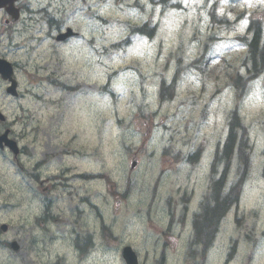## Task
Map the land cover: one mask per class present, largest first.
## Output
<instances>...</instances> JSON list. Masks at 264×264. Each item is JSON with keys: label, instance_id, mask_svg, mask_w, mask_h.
I'll use <instances>...</instances> for the list:
<instances>
[{"label": "rangeland", "instance_id": "obj_1", "mask_svg": "<svg viewBox=\"0 0 264 264\" xmlns=\"http://www.w3.org/2000/svg\"><path fill=\"white\" fill-rule=\"evenodd\" d=\"M82 2L70 3L65 14L100 15L101 22L95 18L85 23L74 19L77 26H84L82 32L92 40L93 47L88 42H77L74 57L65 55L63 48L59 56L45 62H51L55 68L51 71L55 78L47 86L48 90L55 91L52 96H72L73 100L68 104L32 103V106L43 122L54 127L57 140L65 143L68 139L72 157L58 161L69 168L72 180L76 173L105 175L104 181L87 184L74 181L71 200L66 204L80 206L83 196H95L103 215L94 209L82 212L84 223L90 227L76 231L82 236L87 233L95 236L93 243L98 253L94 257L99 262L90 264H117L116 253L104 254L108 243L114 250L130 245L141 252L142 240L155 238V234L145 231L138 234L142 226H134L135 220L142 218L139 214L149 209V203L159 205L177 187L185 186L191 193L193 189L199 192L206 185L215 146L227 133L228 113L234 106V94L226 86L229 72L239 69L245 58L238 38L245 35L252 18L264 22V0H175L181 4L180 8L165 9L153 7L149 0ZM84 4L88 7L86 11ZM211 14L215 17L211 18ZM218 15L228 18L230 25L217 26ZM146 22L156 26L154 37L132 35L133 26H143ZM128 37L131 41L127 47L113 49L112 45ZM206 43L209 47H205ZM46 47L43 43L38 51ZM201 55L206 65L202 63L197 70L189 68L190 62ZM225 57L231 59L232 66L226 65ZM44 60L41 57L38 62L44 65ZM180 64L184 71L179 78L177 97L171 103L161 104L160 83L163 78L170 80ZM66 73L82 93L63 94L56 90L55 86L61 85L58 80L66 78ZM263 83L264 80L259 82L250 98L240 106L247 118L262 122ZM219 87L225 88L219 93ZM256 129L264 141L262 127ZM46 136L50 138L49 134ZM201 145L206 149V157L195 170L175 160L176 155L184 156ZM165 149L171 152L165 154ZM80 150L89 153L75 154ZM86 154L90 156L87 159ZM132 160L138 162L133 171ZM12 171L9 163L0 161L1 177L5 175L10 180ZM54 171L58 169L55 167ZM103 222L112 231L115 229V239L109 242L101 230ZM66 238L61 240H69L70 249L59 241L54 251L64 255L62 264H78L74 237L68 234ZM86 250L82 247V251ZM3 256L0 251V264H10ZM10 259L13 264H24L16 256Z\"/></svg>", "mask_w": 264, "mask_h": 264}, {"label": "flooded vegetation", "instance_id": "obj_2", "mask_svg": "<svg viewBox=\"0 0 264 264\" xmlns=\"http://www.w3.org/2000/svg\"><path fill=\"white\" fill-rule=\"evenodd\" d=\"M0 38L2 39V37L6 39V41L8 42V14H0ZM8 150V148H6ZM42 152H43V157L44 158H48L49 160H52L50 158V155L52 153H54L53 150V146L51 144V141L48 140L45 145L41 148ZM21 152L23 154H26L27 151L24 147L21 148ZM16 164L18 165V167H20L21 171L18 172V175H20V177L26 181V183H28V187L26 186V192H27V202H28V211L27 214L25 215L24 218V223H22L23 227H25L27 230L29 229V231H32L31 228L34 227H39L41 226V224L43 222H46L48 220L49 217H51V211H55L59 208V205L57 203H54L55 201H58L60 199V192L64 191V189L66 188V186L68 185L65 184V187H61L60 183L58 181L59 184H57V191H56V195H44V193L48 192L49 189H43V185L44 182L43 179H47V182H51L53 180H55L54 176H47L45 177V170H46V164H38L36 166V168L30 169L29 164H22L19 163L18 161H16ZM38 187V193L41 197V204L36 200V198L32 195L33 193V188L32 187ZM65 192V191H64ZM0 197H2L4 200L8 199V194H5L3 192H0ZM1 205V204H0ZM12 207H14L15 205H12ZM19 207V206H18ZM179 226L181 225V223H177ZM171 225V220H168V224H167V230L169 228V226ZM176 226V225H175ZM11 227V226H10ZM25 229V230H26ZM176 234H174V233ZM9 233V231H8ZM171 236V237H176V239H181V236L183 235V229L182 228H172L171 233L167 234V236ZM176 244L177 242L175 241L173 244H171L169 241H165L163 243L162 246V250L160 252V257H162L163 255H165V262L167 260V256L169 253H172L173 251H176ZM7 245V244H5ZM192 249H196V246L193 245L191 247ZM190 248H188L187 246H185V248H183V253H187ZM196 251V250H195Z\"/></svg>", "mask_w": 264, "mask_h": 264}, {"label": "trees", "instance_id": "obj_3", "mask_svg": "<svg viewBox=\"0 0 264 264\" xmlns=\"http://www.w3.org/2000/svg\"><path fill=\"white\" fill-rule=\"evenodd\" d=\"M168 3H169V0H152V4H154V5H162L164 7L167 6ZM138 31L140 33H143V34L148 33V30H147L146 27L138 29ZM261 35H262V29H261V27H259L257 29V33L255 34V37L253 38V41H252L253 51H254V49L256 50L257 47L260 46ZM171 93H172V87H169L166 90H164L163 91L164 100L169 99L168 96L171 95ZM225 154L228 155V147H226Z\"/></svg>", "mask_w": 264, "mask_h": 264}]
</instances>
